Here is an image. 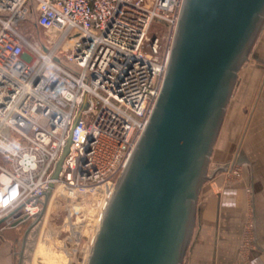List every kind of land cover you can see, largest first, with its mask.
<instances>
[{
	"label": "built area",
	"instance_id": "built-area-1",
	"mask_svg": "<svg viewBox=\"0 0 264 264\" xmlns=\"http://www.w3.org/2000/svg\"><path fill=\"white\" fill-rule=\"evenodd\" d=\"M183 2L0 0V222H32L54 184L50 200L66 199L70 216L96 217L94 239L161 94ZM162 24L164 49L151 35ZM86 219L71 225L77 245Z\"/></svg>",
	"mask_w": 264,
	"mask_h": 264
},
{
	"label": "water",
	"instance_id": "water-1",
	"mask_svg": "<svg viewBox=\"0 0 264 264\" xmlns=\"http://www.w3.org/2000/svg\"><path fill=\"white\" fill-rule=\"evenodd\" d=\"M263 29L264 0H184L161 94L111 195L87 264L185 263L201 193L216 174L210 169L217 140ZM71 143L72 134L53 180ZM53 187L26 231L19 264Z\"/></svg>",
	"mask_w": 264,
	"mask_h": 264
},
{
	"label": "rangeland",
	"instance_id": "rangeland-1",
	"mask_svg": "<svg viewBox=\"0 0 264 264\" xmlns=\"http://www.w3.org/2000/svg\"><path fill=\"white\" fill-rule=\"evenodd\" d=\"M156 32L159 34L160 45L164 49L168 41V27L164 24L161 27L155 25L151 30V35ZM30 33L32 37L41 40H46L50 36L44 31L34 29L30 30ZM258 46L260 60L257 62L251 58L245 65L234 92L235 101L243 103L241 112L244 114L247 112V115L241 113L238 121L239 125V122L243 120L238 133L239 164H236L240 171V178L223 176L220 179L223 185L243 186L247 194L246 207L239 214V216H248L247 218L250 219L246 223L240 242L241 263L249 261L255 248L252 216H264V35H261ZM246 85L250 87L246 88L249 95L243 96L242 90ZM254 85H257L258 89L252 99ZM251 173L254 181L253 190L249 189L246 181ZM253 197L254 204L252 203ZM70 206L66 199L52 197L40 225L29 235L24 264H86L93 239L90 233L96 217L77 216V213L70 216L73 210L68 209ZM86 217H88L86 222L88 221L90 228L83 229L82 238L77 245V241H70L71 225L78 219L84 220ZM29 225L30 222L17 228H10L6 224L0 225V250L8 252L9 264H19V253Z\"/></svg>",
	"mask_w": 264,
	"mask_h": 264
},
{
	"label": "crops",
	"instance_id": "crops-1",
	"mask_svg": "<svg viewBox=\"0 0 264 264\" xmlns=\"http://www.w3.org/2000/svg\"><path fill=\"white\" fill-rule=\"evenodd\" d=\"M261 35H264V29ZM258 45L259 41L251 57L257 62L260 60ZM247 87L250 88L247 85L243 87V96L249 95ZM257 89L258 86L254 85L252 99ZM242 104L241 101H235L233 95L211 162L210 172L216 174L214 179L204 186L201 193L195 229L184 264H264V216H252L255 248L249 261L241 263L240 242L246 223L250 219L239 214L246 207L247 194L243 186L223 185L220 180L228 174L220 171L225 168L228 171L230 164H239L238 133L243 120L239 125L238 121L241 113L247 115V112L245 114L241 112ZM246 181L249 189L253 190L252 173ZM252 195L254 196V193ZM252 203L254 204V197ZM9 263L8 252L0 250V264Z\"/></svg>",
	"mask_w": 264,
	"mask_h": 264
}]
</instances>
